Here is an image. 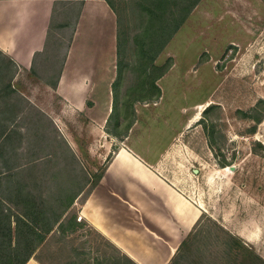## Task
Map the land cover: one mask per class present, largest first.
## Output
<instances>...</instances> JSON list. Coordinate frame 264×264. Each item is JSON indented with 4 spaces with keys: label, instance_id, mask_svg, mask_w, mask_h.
<instances>
[{
    "label": "rangeland",
    "instance_id": "obj_1",
    "mask_svg": "<svg viewBox=\"0 0 264 264\" xmlns=\"http://www.w3.org/2000/svg\"><path fill=\"white\" fill-rule=\"evenodd\" d=\"M140 1L110 0L118 18L119 68L110 89L114 108L111 103L107 119L61 112L53 89L42 86L51 82L67 38L50 34L44 63L36 71L16 75L10 60L0 54V179L9 166L14 176L39 185L33 193L48 203L61 187L68 195L81 188L77 212L113 156L118 140L111 134L131 130L126 131L130 118L123 102L125 92L139 84L134 36L141 27ZM169 59L173 66L159 82L161 101L135 106L138 114L126 142L153 162L174 141L159 173L175 180L203 211L190 249L177 250L169 264H232L227 245L236 238L264 264V0H201L155 65ZM7 85L10 93L5 92ZM189 114V126L176 135ZM209 123L214 125L212 145L205 129ZM222 159L230 165L221 168ZM85 244L45 243L35 258L43 264L71 259L72 246L88 259L98 256L96 243ZM105 252L115 255L114 250Z\"/></svg>",
    "mask_w": 264,
    "mask_h": 264
},
{
    "label": "crops",
    "instance_id": "obj_2",
    "mask_svg": "<svg viewBox=\"0 0 264 264\" xmlns=\"http://www.w3.org/2000/svg\"><path fill=\"white\" fill-rule=\"evenodd\" d=\"M59 18L60 23H55ZM117 24L115 11L105 0H0V54L13 63L16 75L36 71L34 67L44 63L42 56L50 34L54 39L67 38L51 82L44 81L42 86L53 89L61 112H82L89 119H107L113 104L110 89L118 78ZM134 55L139 84L132 86L134 92H125L122 101L133 105L129 108L130 119H136V105L159 104L163 97L160 79L173 66L169 59L168 71L152 82L157 72L145 80L135 49ZM159 55L153 62L155 67H159L155 65ZM126 66L125 63L123 68ZM149 83L158 91L150 89ZM141 86H147L146 90ZM180 111L185 114V109ZM190 122L189 114L176 135ZM130 129L127 134H111L118 140L117 150L102 177L77 212L74 208L82 191L76 189L73 205L61 220L64 229L55 227L43 242L86 243V247L96 243L94 253L98 256L88 259L85 252H76L72 246L71 259H56L53 264H126V259L134 264H169L180 244L199 224L201 207L191 202L175 180L159 173L174 141L159 152L156 160L148 162L126 144L133 126ZM106 248L114 250L115 255L106 253ZM36 252L26 264H43L35 258ZM76 255L83 257L77 260Z\"/></svg>",
    "mask_w": 264,
    "mask_h": 264
},
{
    "label": "trees",
    "instance_id": "obj_3",
    "mask_svg": "<svg viewBox=\"0 0 264 264\" xmlns=\"http://www.w3.org/2000/svg\"><path fill=\"white\" fill-rule=\"evenodd\" d=\"M105 1L114 11L110 0ZM200 1L141 0L137 3L140 10L138 15L141 20V27L139 33L134 36V49L138 59L137 62L141 64V68L143 69L142 73L145 75V80L151 79L153 73L157 72L153 76L154 79L152 78V82H155L157 78L163 76L168 71L171 66V60H167L160 67L153 66V62ZM10 63L13 65L11 61ZM152 84L149 83L150 89L158 91L156 87L152 88ZM10 88L7 85L5 92L10 93ZM146 88L147 86H141L143 90H146ZM132 92H134L133 89ZM2 102L3 100L0 104ZM4 106L7 108L8 104L5 103ZM131 106L133 105H126V108L129 109ZM210 108L211 106H208L203 111V117L208 113ZM253 120L254 122H259V119L256 117ZM133 122L134 119L132 117V119H129L126 131L131 128ZM198 123L203 124V121L200 119ZM116 126H119L118 122ZM3 128L4 126L1 125L0 129L2 131ZM205 129L209 130L208 140L209 144L212 145L214 125L209 123V126L205 127ZM116 150L114 148L113 152ZM111 159L112 157L107 159V165ZM107 165L103 167L101 174L93 182L92 188L102 177ZM229 165L224 159L220 161L221 168L228 167ZM12 169L9 166L6 167L5 172L7 175L0 179V264H26L29 259L33 258L35 252L45 245L43 243L44 240L55 227L58 226L59 230L64 229L61 220L73 205L75 194H65V188L61 187L58 189L59 194L52 196V202L48 203L40 194H38L40 196H37L33 193L34 189L40 188L39 185L35 183L32 185L26 178H20L16 174L14 176ZM16 177L19 179H16ZM31 187L33 188L32 190L30 189ZM79 191H82V189L80 188ZM71 222H73V218L70 219L67 227H70ZM190 236L191 234L185 242L180 244L178 250L181 248L190 249V244H188L192 238ZM239 240L237 238L235 241L231 240L232 243H228L227 245L228 251L232 256V264H260L259 262H262L261 258L247 248L244 243L236 242ZM113 264H115V261ZM126 264L134 263L130 259H126Z\"/></svg>",
    "mask_w": 264,
    "mask_h": 264
},
{
    "label": "water",
    "instance_id": "obj_4",
    "mask_svg": "<svg viewBox=\"0 0 264 264\" xmlns=\"http://www.w3.org/2000/svg\"><path fill=\"white\" fill-rule=\"evenodd\" d=\"M230 169L232 170V169H234L233 167H230Z\"/></svg>",
    "mask_w": 264,
    "mask_h": 264
},
{
    "label": "bare ground",
    "instance_id": "obj_5",
    "mask_svg": "<svg viewBox=\"0 0 264 264\" xmlns=\"http://www.w3.org/2000/svg\"><path fill=\"white\" fill-rule=\"evenodd\" d=\"M225 169H227V168H225Z\"/></svg>",
    "mask_w": 264,
    "mask_h": 264
}]
</instances>
